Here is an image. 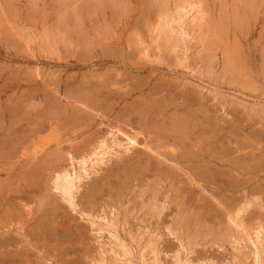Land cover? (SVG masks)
<instances>
[{"label":"rangeland","instance_id":"374dc122","mask_svg":"<svg viewBox=\"0 0 264 264\" xmlns=\"http://www.w3.org/2000/svg\"><path fill=\"white\" fill-rule=\"evenodd\" d=\"M174 1L0 0V264L264 263V0H192L187 44ZM111 131L76 213L54 172Z\"/></svg>","mask_w":264,"mask_h":264},{"label":"bare ground","instance_id":"6f19581e","mask_svg":"<svg viewBox=\"0 0 264 264\" xmlns=\"http://www.w3.org/2000/svg\"><path fill=\"white\" fill-rule=\"evenodd\" d=\"M173 7H174V12L172 13L171 12V14H170V12L168 13V11L167 12H163V17H164V20H163V25H164V31H167V30H165V27H168L169 28V30H168V33H170V35H172L173 33H177V34H179V36H181V40H182V43H185V44H187V43H190L191 41H192V36H193V33H194V29L197 27V23L199 22V21H202L203 19H204V17H206V16H204V12H203V10H202V7H201V5H200V3H197V2H193L192 0H175L174 1V5H173ZM191 18V24H192V29L189 27L188 29H187V26H186V28L184 27L185 26V24L184 23H186V21H185V19H188V18ZM161 18V17H160ZM159 18V19H160ZM161 21V20H160ZM159 24H160V22H158ZM162 23V22H161ZM173 24H178V26H180V28H181V30H177V31H175L173 28H172V26H174ZM200 24V23H199ZM162 25V24H161ZM160 29L161 30H163L161 27H160ZM196 29H198V28H196ZM169 35V36H170ZM171 38V37H170ZM171 39H173V38H171ZM194 39V38H193ZM175 40V39H174ZM179 40V39H178ZM180 40V41H181ZM179 41V42H180ZM169 42H172V41H169ZM177 43L178 42H176V45L175 46H177L178 48H179V46L177 45ZM180 44V43H179ZM183 45V44H182ZM181 45V46H182ZM172 46V45H171ZM180 46V47H181ZM183 47V46H182ZM181 47V48H182ZM177 48V49H178ZM184 48H186V47H184ZM174 49V48H173ZM181 50V49H180ZM185 51H187L186 49H185ZM184 51V52H185ZM184 62V61H183ZM109 97V96H108ZM59 110V109H58ZM133 118V117H132ZM57 127V126H56ZM109 133V132H108ZM114 133H115V131H114ZM113 133V131H111V133H110V135H108L109 136V138H107V139H109V141L108 140H106V138L103 140L102 139V141H100V142H97V144H96V146H95V148H93V149H90V150H88L86 153H84V154H82V156L80 157V159L78 160V159H76L75 157H74V155H73V153H72V150L70 151L71 153H69L68 155H66V156H69L68 158H70V160H71V166H72V168L70 167V169H63V170H60V168H59V170L58 171H51V172H54V175H53V173H52V175H53V190H56L58 193H60V195H61V197H62V199L65 201V202H67L70 206H71V208L73 209V211H75L76 213H78L77 212V209L79 208V205L77 204V202L78 201H76V193H77V191H79V184H81L82 183V181H83V178L85 177V176H83V174L84 175H86V176H89L90 175V173H89V170H88V168H91L92 170H93V173H95V171L96 172H98L97 171V169L99 168V166H101V165H105V164H107V160L108 159H110V158H112L113 157V154H115L116 156H120L121 154V152L120 151H118L117 150V148L119 149V150H124L126 153H127V155L128 154H130L131 153V151L133 150V149H135L136 147H139L140 146V144H139V142H138V138L141 136V135H139V134H137V135H135V136H133V137H130V136H126V135H123L121 132V134L124 136V138H125V140L124 141H121V140H119V138L116 136V134H114ZM117 133V132H116ZM184 133V132H183ZM189 139V138H188ZM111 140V141H110ZM63 143V142H62ZM148 147V146H147ZM70 148V147H69ZM73 148V147H72ZM149 148V147H148ZM117 150V151H116ZM149 151H150V149H148ZM123 152V151H122ZM130 152V153H129ZM39 152H37V154H38ZM68 153V152H67ZM126 153H125V155H126ZM37 154H35V155H37ZM184 155V154H183ZM141 156V155H140ZM130 157H132V156H130ZM130 157H128V159L130 160ZM185 160V159H184ZM132 161V160H131ZM138 161V160H137ZM127 162H128V160H127ZM130 164V163H129ZM132 164H134L133 162H132ZM131 164V165H132ZM136 164V163H135ZM128 166V165H127ZM133 166V165H132ZM62 167V166H61ZM77 167H79V168H77ZM98 167V168H97ZM129 167V166H128ZM57 168V167H56ZM63 168V167H62ZM135 168V167H134ZM99 169H101V168H99ZM127 169V168H126ZM136 170V169H135ZM50 172V173H51ZM167 172V171H166ZM92 173V174H93ZM51 175V174H50ZM129 175V174H128ZM132 175V174H131ZM136 175V174H135ZM132 179H134L133 178V176H132ZM51 181V180H50ZM130 181V180H129ZM124 204V203H123ZM248 204H250L249 202H248ZM248 206L249 205H245V207H241L242 209H240L239 208V211H236V214H237V219H234V218H232V220L230 221V223L232 222L235 226H237L238 227V224L237 223H239V221H238V217L240 216V214H243V213H245L246 212V209L248 208ZM252 206V205H251ZM80 209V208H79ZM83 211V210H82ZM248 211V210H247ZM74 212V213H75ZM80 213V212H79ZM86 214V213H85ZM84 213H83V216L85 215ZM111 214H112V212H111ZM79 215H82V213L81 214H79ZM86 215H88V218H89V214H86ZM85 215V216H86ZM115 215V214H114ZM236 216V215H235ZM87 217V216H86ZM92 217V216H91ZM93 218V217H92ZM114 218V217H113ZM240 218V217H239ZM90 219V218H89ZM115 219V218H114ZM245 219V218H244ZM116 220V219H115ZM115 220H114V222H115ZM190 220V219H189ZM92 221H94V220H92ZM102 222H103V219L101 220ZM109 221H111L110 219H109ZM109 221H107L106 220V222L108 223ZM113 221V220H112ZM187 222H189L188 221V219L186 220ZM114 222H113V224H114ZM96 223V222H95ZM106 223V224H107ZM93 224V223H92ZM97 224H99V221L97 222ZM96 224V225H97ZM102 224V223H101ZM101 224H99V226L101 225ZM104 224V223H103ZM112 224V223H111ZM110 224V222H109V224H107L108 225V227H111L112 229H113V225H111ZM105 225V224H104ZM241 226V225H240ZM100 227H104V226H100ZM107 227V226H106ZM102 228L100 229V232L102 231ZM117 228V227H116ZM116 228L114 229L115 231H116ZM231 229V228H230ZM260 230L259 231H257V233H256V239L259 241V238H260V235L263 233V231H264V227H260L259 228ZM105 230V229H104ZM113 230V233L115 232ZM171 231V230H170ZM104 232V231H103ZM110 232H111V229H110ZM118 232V231H117ZM112 234L110 233V236H111ZM114 235V234H113ZM171 235H174V232H172L171 231ZM112 237V236H111ZM113 238V237H112ZM114 238H118V237H116V235L114 236ZM119 239V238H118ZM121 241V240H120ZM118 243H119V241H118ZM122 243V242H121ZM252 243H254V242H252ZM123 244V243H122ZM151 244V243H150ZM126 245V244H125ZM254 245V244H253ZM114 246V245H113ZM116 246V245H115ZM122 248L123 249V257H129L130 256V254L131 253H129V249L128 248H126V246H119V248ZM128 247V246H127ZM255 247H256V249L258 250V248H257V246H256V244H255ZM118 248V249H119ZM120 250V249H119ZM256 250V251H257ZM131 252V251H130ZM159 252V251H158ZM115 255V254H114ZM120 255V254H119ZM143 255V254H142ZM154 255H155V253H154ZM116 256V255H115ZM157 256V255H156ZM121 256H119V258H120ZM133 257V256H132ZM143 258H145L144 256H143ZM121 259V258H120ZM103 261H101V263H102ZM100 263V264H101ZM254 264H264L263 262H262V260H261V258H260V255H259V253H258V251L256 252V253H254V262H253ZM128 264H131L130 262L128 263ZM156 264V263H155Z\"/></svg>","mask_w":264,"mask_h":264}]
</instances>
